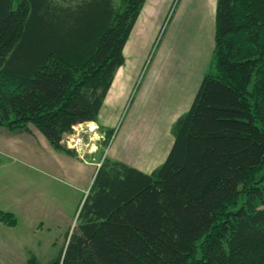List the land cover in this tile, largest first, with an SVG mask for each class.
<instances>
[{
  "label": "trees",
  "instance_id": "16d2710c",
  "mask_svg": "<svg viewBox=\"0 0 264 264\" xmlns=\"http://www.w3.org/2000/svg\"><path fill=\"white\" fill-rule=\"evenodd\" d=\"M144 3L0 0V128L76 157L63 137L97 122ZM212 60L164 162L101 158L48 264H264V0L216 1Z\"/></svg>",
  "mask_w": 264,
  "mask_h": 264
},
{
  "label": "crops",
  "instance_id": "0c3cea01",
  "mask_svg": "<svg viewBox=\"0 0 264 264\" xmlns=\"http://www.w3.org/2000/svg\"><path fill=\"white\" fill-rule=\"evenodd\" d=\"M172 4L173 0H145L123 47L124 64L115 73L97 122H91L95 128L99 125L101 129H111L116 123ZM207 6L212 13V23L207 26L209 55H212L216 0H208ZM173 49L168 40L162 46L158 43L156 57L151 60L144 87L140 92L138 88L131 113L136 126L123 129L119 136L114 132L107 154L108 158L145 174L166 159L174 139L172 126L190 108L206 71V64L201 63V68L193 66ZM154 82L157 87L152 84L148 89ZM153 95L157 99L158 130H153L152 124L140 126L144 131L136 137L135 131H140L136 121ZM127 148L132 154L125 155L119 150ZM93 151L94 148L87 152ZM81 156L80 152L74 157L55 150L33 126L29 131L0 128V212L17 218L15 226L0 221V264H29L31 260L35 264H48L61 255L74 224L69 206L74 211L77 193L90 187L99 167L92 159ZM66 187L72 193L68 194Z\"/></svg>",
  "mask_w": 264,
  "mask_h": 264
},
{
  "label": "rangeland",
  "instance_id": "374dc122",
  "mask_svg": "<svg viewBox=\"0 0 264 264\" xmlns=\"http://www.w3.org/2000/svg\"><path fill=\"white\" fill-rule=\"evenodd\" d=\"M207 4L208 0H173V4L171 5L169 12L167 13L168 15L166 21L159 31L158 40L156 43H154V46L151 47L148 53L149 55L146 58L145 65L142 68L141 74L138 76V79L134 84L130 98L125 107H123L116 123L111 129L109 127H105L109 129H101V126L99 125L97 126V128H95V126L91 122L77 125L73 128L72 132L66 133L64 135L63 143L66 145V147L74 149L77 152V156L80 152V154L82 155V159L86 160L89 158L90 160L92 159V161H95L100 165L98 161L103 157H108L107 154L110 148L111 141L114 137V132L119 136L120 131H123V129L126 128L127 130V128H134L136 126L134 124L135 121L133 120V116L131 113L139 95L138 88L140 87V92L144 87L147 71L152 66V64L150 65L151 60L156 57L158 43L160 44L161 42L162 46L163 42L168 40L169 45L174 47L173 51L177 52L176 54L178 57L185 58L184 60H186V58L189 59L191 65H195L196 67H200L201 63L203 66L206 64L204 68L206 70L205 74L209 71H214L212 55H209V41L207 39V26L209 22L212 23V13H209L211 11L208 10ZM205 54H207V58L205 57ZM188 68L189 65L186 70H188ZM183 70L185 69H182L181 71ZM152 84L157 87L156 83L154 82L149 85L148 89ZM133 98L135 101L133 100L132 102ZM156 101L157 99L155 95L151 96L147 101L145 112L142 113L139 116V119L136 121L140 129V131H135L136 137L138 136L139 132L144 131V129L140 128V126L144 127L152 124L154 128L153 130H158L156 125ZM90 124L94 126L92 130L90 129ZM30 126L32 125H29V127ZM112 129H114V131ZM106 130H111V132L108 133L106 132ZM116 143L117 139L115 145L112 146V148H116ZM93 148V152H87ZM119 150L125 155L132 154L129 148L125 150ZM90 154H94L93 157H87ZM89 188L87 190L85 189L83 193H77L78 201L77 207L74 209V211L72 209L73 206H69V211H71V214L73 213V227L76 225L77 215L84 202L85 196L88 194ZM66 192L70 194L72 193V190L66 187ZM1 213L4 212H0V214ZM14 217L16 219L15 221L17 222L16 216ZM16 222L13 226L16 225ZM56 250L57 248H55L53 251L56 252Z\"/></svg>",
  "mask_w": 264,
  "mask_h": 264
},
{
  "label": "bare ground",
  "instance_id": "6f19581e",
  "mask_svg": "<svg viewBox=\"0 0 264 264\" xmlns=\"http://www.w3.org/2000/svg\"><path fill=\"white\" fill-rule=\"evenodd\" d=\"M94 128V126L92 124H90V129L92 130Z\"/></svg>",
  "mask_w": 264,
  "mask_h": 264
}]
</instances>
